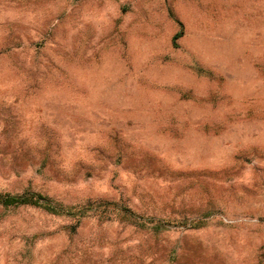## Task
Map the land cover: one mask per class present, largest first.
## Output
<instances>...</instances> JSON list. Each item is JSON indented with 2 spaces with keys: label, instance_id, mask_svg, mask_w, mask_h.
<instances>
[{
  "label": "rangeland",
  "instance_id": "obj_1",
  "mask_svg": "<svg viewBox=\"0 0 264 264\" xmlns=\"http://www.w3.org/2000/svg\"><path fill=\"white\" fill-rule=\"evenodd\" d=\"M0 193V264H264V0H0Z\"/></svg>",
  "mask_w": 264,
  "mask_h": 264
},
{
  "label": "trees",
  "instance_id": "obj_2",
  "mask_svg": "<svg viewBox=\"0 0 264 264\" xmlns=\"http://www.w3.org/2000/svg\"><path fill=\"white\" fill-rule=\"evenodd\" d=\"M181 26V31L175 36L174 41H177L183 35V26ZM0 205L6 208L18 207V206H34L38 208L45 209L54 214H63V212L58 211L52 206L49 198L36 193H25L23 195H11L0 193Z\"/></svg>",
  "mask_w": 264,
  "mask_h": 264
}]
</instances>
